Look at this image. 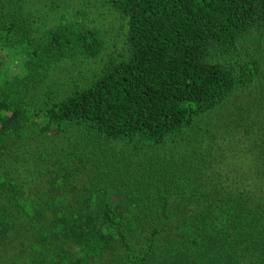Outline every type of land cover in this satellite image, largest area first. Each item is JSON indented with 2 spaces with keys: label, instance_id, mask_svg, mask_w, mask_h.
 <instances>
[{
  "label": "trees",
  "instance_id": "1",
  "mask_svg": "<svg viewBox=\"0 0 264 264\" xmlns=\"http://www.w3.org/2000/svg\"><path fill=\"white\" fill-rule=\"evenodd\" d=\"M96 1L100 7L95 13L107 7L114 15L103 32L68 18L57 24L51 20L45 28H53L31 34L41 27V15L0 17V180H5L0 202L8 193L12 209L19 210L17 203L29 208V216L15 220L0 212V264H264V205L252 208L226 196L207 202V197L199 203L204 207L200 212L179 202L182 212L170 214L167 189L174 174L186 179L187 172L158 156L171 139L188 134L197 119L222 108L238 87L260 80L261 64L254 56H238V48L263 35L264 0ZM114 22L118 33L111 35L117 43L110 40L107 48L102 37L113 31ZM230 56L237 57L231 64L226 60ZM71 70L79 80H66ZM50 78L64 86L54 97L51 91L57 89L47 86ZM43 85L44 92L31 95V86L39 90ZM22 130L29 133L25 140ZM91 136L98 139L95 146ZM34 140L40 141L34 150L20 148L27 150ZM46 142L74 154L89 144L94 149L90 160L80 153L66 167L57 164L55 179L48 181L54 186L56 180H71L77 170L73 163L85 174L102 177L103 166L119 162L105 173L107 183L118 190L117 203L110 205L101 184L86 185V196L71 184L67 197L52 202L47 197L42 202L45 195L22 200L24 175ZM122 142L140 156L118 151ZM145 154L154 157L139 159ZM256 155L254 169L246 174L263 183L259 190L264 188V148ZM94 156L99 159L93 161ZM146 162V170L129 184V167ZM239 166L240 172L245 166ZM237 170L219 176L233 179L236 186L246 184ZM179 181L182 186L187 182L181 176ZM143 191L155 205L163 201L160 214L140 216L147 208L139 198ZM123 201L135 203V210ZM159 218L163 228L154 225ZM17 230L18 236L7 235Z\"/></svg>",
  "mask_w": 264,
  "mask_h": 264
},
{
  "label": "rangeland",
  "instance_id": "2",
  "mask_svg": "<svg viewBox=\"0 0 264 264\" xmlns=\"http://www.w3.org/2000/svg\"><path fill=\"white\" fill-rule=\"evenodd\" d=\"M88 1L89 2L84 0H0V17L4 16L5 13L9 16L13 14V12L16 18H20V16H24L25 14L35 16L41 15V27L34 30L31 34H35L41 30L47 32L50 28H53L54 26L50 24L48 28H45L47 22L51 23V20H54L53 22H56L57 24L58 22L64 20L68 21V18H72L77 21L82 20V22L87 25H97V31L99 30L100 32L101 29L103 32L106 23V27L109 28L108 21L110 18L113 19L114 15L107 9V7L105 9L101 8L102 10L95 13L100 6L97 5L96 0ZM104 15L105 18H101V16ZM114 23L115 25L113 31L109 30L108 33L102 37L103 44L106 45L105 47H107L110 40L113 42L116 39V36L115 39H113L111 34L118 33L119 25L116 22ZM261 34L263 35L257 34L254 35L255 37L253 36L254 38H249L248 41L241 46V48H238V56L240 55L242 58L254 56V58L261 64L262 73L259 78L260 80L254 81L252 84L244 87H238L237 91L226 100L222 108L220 107L221 109L219 108L207 116L197 119L188 134L185 133L181 137H174L169 141L170 144L168 143L167 146L161 149L163 154L158 155L161 158L159 159L160 162H164V159L166 164L169 162L172 165L181 164L183 166L182 169H185L183 171L187 172V174H185L187 176L186 179L183 174H174L177 175V177L173 182V186L167 189V197L164 201L171 204L170 207L172 208H169L170 214H179L182 212V208L180 209V203H187L183 206L185 209H188L191 205L192 211L200 212L204 207H199V203L207 197V202L215 200L224 201V196H226L228 199L236 201L245 200L252 208L253 206H256L258 202L260 206L264 205V202H260L262 196L264 195V188L258 190V187L263 185V183L259 181L257 184L256 180H250L251 177H249V174H246L250 169H254L255 158L257 156L256 150L259 149L261 151L264 148V135H260V133L264 130V33ZM113 43L116 44L117 42L115 41ZM111 46L112 45L109 47ZM117 47L119 48V45H117L116 48ZM236 58V56H230L226 60L231 64L236 60ZM85 65L86 63H82L80 67H83L82 69L84 70ZM70 74L72 75L71 77H66L68 82L72 79L74 80V78H78L77 74L72 70L70 71ZM82 75L83 72L81 71L80 77ZM51 78H55V75H52ZM51 78L49 79L47 86L57 89L56 91H51L52 96L54 97L56 92L61 93L64 91V86L60 83H54V80ZM82 81H84V79L80 78V83H82ZM35 86L30 87L31 95L36 91L37 94L40 95L42 91L44 92V89H46V86L43 85L41 87L43 90H40L41 88L39 90L36 88L32 90ZM38 108L39 104H36V109ZM20 135L26 136L24 138L25 140L29 133L22 130L20 131ZM90 139L94 142L95 146L98 141L97 137L91 136ZM39 142L40 141L36 142V140H34L29 146H27V150L24 148L25 146L23 147V145H21L20 148H23L24 151H31L35 149L36 144H39ZM51 143L52 142H46L43 145L41 148L43 154L39 149L36 162L33 166H31L32 171L24 175V177H28H26L27 179L25 178L26 180L24 179L25 181L23 180L21 183L23 185L21 192L24 194L21 198L22 200H26L27 198L34 200L38 196L45 195L43 196L44 198L41 197L43 198L42 202L47 200L46 197L49 202H52V200L57 197H67L65 194L69 192L71 184H77L78 189L84 196H86L89 195L90 192L85 189L86 185L94 184V186H100L101 184L102 189L108 191V201L110 205L113 206L117 203L119 198L116 191L118 190L111 187L107 183V176L105 173L108 168L115 170L118 167L119 162L114 164L112 163L109 167L103 166L102 169L104 170L101 172L102 177L100 173L97 172H93L94 174L87 172V174H85L84 170L80 169L78 162L73 163L72 168H77V170L73 173L71 180H69L66 184H63L60 180H56V186L48 184L50 177L53 180L55 179L52 175L60 167L57 164L61 163L66 167V165L71 163L73 159H77L80 153H83L87 160H90V157L94 152V149L90 144L88 149L76 151L78 154H74L75 152L73 149L64 151L58 146L53 147ZM11 146L12 145H10V147ZM101 146L105 148L107 144L103 145L102 143ZM118 147L121 148L118 151H123L125 155L129 156L132 154V156H140V151H133L134 149H131V144L129 145L122 142ZM110 151H113L112 148ZM40 155H42L44 159H40ZM143 157L144 158L141 157L139 159H151L154 156H146L145 154ZM202 157H205L206 160L203 161ZM98 159V157L94 156L92 160L97 161ZM205 162L206 165H204ZM217 162H221V165H218ZM147 163L148 162L143 164L142 167L137 166L136 168L133 167V165L129 167L128 171L131 174L129 184H131V181L132 184L134 183V176L141 173L142 169L146 170ZM229 164L232 166L230 167ZM241 164L245 167H242L239 172L236 167H240L239 165ZM215 167L217 169L220 168V170H215ZM234 168L237 170L239 177L242 178H239V181L249 184L251 187L246 188V184L236 186L232 184L234 182L233 179L227 181L220 178L219 173L221 171L224 173L226 171L233 170ZM179 176L183 178V181L187 180L183 186L180 185L181 182L179 181ZM102 180H105V182L102 183ZM4 184L5 180H0L1 188H3ZM60 187H62V190L57 193L56 191ZM142 187L143 186L140 188ZM144 191L141 193L139 198L144 199L147 208H145V211L142 212L140 216L160 214L163 201L160 202V199H158L159 206L158 203L155 205L156 202L152 203L150 197L145 195ZM3 193V189H1V196ZM4 197H6V199L0 202L2 205L0 206V212L3 214L2 217L6 216L10 220H15L22 214L24 217L29 216V208L17 203L19 210H14L11 207L13 203L10 201L9 194L7 193ZM7 200L10 202H7ZM174 201H177L178 203ZM121 204L128 208L131 212L135 210V203L128 205L126 201H123ZM51 208L52 207H50V210L47 212H50ZM34 213L35 207H33L31 217ZM159 221L160 218L157 219L156 224L154 225L158 228H163L165 226L164 222ZM47 224H49L48 219ZM17 232L18 230L16 233L15 231H10L7 232V235L10 238H13L15 234L17 235ZM15 244L18 249H20L18 241L15 242ZM158 244L160 243L158 242ZM1 262L2 260H0V263Z\"/></svg>",
  "mask_w": 264,
  "mask_h": 264
}]
</instances>
